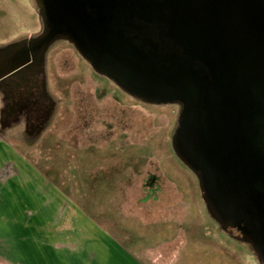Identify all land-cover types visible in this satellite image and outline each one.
Wrapping results in <instances>:
<instances>
[{"label": "rangeland", "instance_id": "374dc122", "mask_svg": "<svg viewBox=\"0 0 264 264\" xmlns=\"http://www.w3.org/2000/svg\"><path fill=\"white\" fill-rule=\"evenodd\" d=\"M42 26L35 0H0V46ZM45 71L57 105L38 140L0 136V264H259L176 156L178 105L132 98L66 42Z\"/></svg>", "mask_w": 264, "mask_h": 264}, {"label": "water", "instance_id": "95a60500", "mask_svg": "<svg viewBox=\"0 0 264 264\" xmlns=\"http://www.w3.org/2000/svg\"><path fill=\"white\" fill-rule=\"evenodd\" d=\"M35 3L44 30L0 50V78L66 41L132 98L178 105L176 156L210 217L264 264V0Z\"/></svg>", "mask_w": 264, "mask_h": 264}, {"label": "flooded vegetation", "instance_id": "af4514ba", "mask_svg": "<svg viewBox=\"0 0 264 264\" xmlns=\"http://www.w3.org/2000/svg\"><path fill=\"white\" fill-rule=\"evenodd\" d=\"M43 30L44 24L40 34ZM40 34L0 46V50L12 45H23V42ZM56 105L47 90L44 60L36 59L31 52L30 62L0 78V136L6 135L8 130L21 128L27 140H38L50 122Z\"/></svg>", "mask_w": 264, "mask_h": 264}, {"label": "crops", "instance_id": "0c3cea01", "mask_svg": "<svg viewBox=\"0 0 264 264\" xmlns=\"http://www.w3.org/2000/svg\"><path fill=\"white\" fill-rule=\"evenodd\" d=\"M117 263L119 262V261H116ZM121 262V261H120ZM121 264V263H120Z\"/></svg>", "mask_w": 264, "mask_h": 264}]
</instances>
